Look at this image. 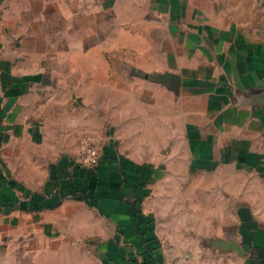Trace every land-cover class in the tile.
Masks as SVG:
<instances>
[{
    "label": "crops",
    "instance_id": "0c3cea01",
    "mask_svg": "<svg viewBox=\"0 0 264 264\" xmlns=\"http://www.w3.org/2000/svg\"><path fill=\"white\" fill-rule=\"evenodd\" d=\"M134 118L165 127L173 119L189 154L173 166L253 178L232 194L233 219L215 224L208 240L168 249L159 229L141 221L145 187L126 196L127 185L109 174L98 200L19 206L81 165L78 135ZM151 124L128 140L163 148L173 136ZM57 133L63 152L48 171L30 158L27 177L5 175L9 137L28 135L34 151H54ZM110 150L108 141L101 163ZM117 155V164L151 166ZM0 264H264V0H0Z\"/></svg>",
    "mask_w": 264,
    "mask_h": 264
},
{
    "label": "rangeland",
    "instance_id": "374dc122",
    "mask_svg": "<svg viewBox=\"0 0 264 264\" xmlns=\"http://www.w3.org/2000/svg\"><path fill=\"white\" fill-rule=\"evenodd\" d=\"M153 113L151 112V114ZM155 113L157 114V112ZM167 120L170 122L169 127H165L163 119L157 118L110 119L104 121L105 128L100 135L90 134L98 153L101 154L102 148L110 141L113 142L115 150L119 154L125 155L133 161L138 158L141 160L137 161L140 164L151 165L149 167L139 166L143 167L144 172L148 171L146 174L150 182L145 185L148 194L143 200V208L147 213V215L142 214L145 224L153 230L159 229V233L164 235L165 243L169 244L168 249L173 247L174 241H181L182 248L189 250L188 244L198 240L201 245L202 242L208 240L215 233V224L229 222L230 219H233L238 199L232 194H237L244 184L253 182V178L251 176L241 177L238 172L227 169H218L204 174L195 171L193 167L189 169L187 166H173L177 160L186 159L189 154L183 136L181 139L180 134L173 135L172 133L176 130L173 126V119ZM143 121L150 125L161 122V127L157 130L166 129L165 131L173 136L170 142L167 141V144L161 149H157L158 145L147 149V147L143 148L140 144L136 145L129 141V133L133 134V138L143 133ZM56 129L57 126H55ZM82 136L76 137L80 150L76 157L78 160L81 159L82 154ZM54 137V144H60L55 146L54 151H50L49 145L48 147L39 145L38 152L30 147L31 138L28 135L9 137L8 142L2 143L4 151L2 152L6 155L7 165L10 166L8 168L1 159L5 175L10 179L27 177L28 167L26 168L24 163L30 158L39 162V169H42L44 173L48 171L50 164L63 152L60 142L63 138L65 139V136L57 133L54 134ZM52 142L53 140L50 139V143ZM10 143L20 145L21 149L14 150L9 145ZM175 147L180 149L175 150ZM35 153H38L36 157H34ZM9 159L16 161L12 164ZM218 207H220L219 210Z\"/></svg>",
    "mask_w": 264,
    "mask_h": 264
},
{
    "label": "trees",
    "instance_id": "16d2710c",
    "mask_svg": "<svg viewBox=\"0 0 264 264\" xmlns=\"http://www.w3.org/2000/svg\"><path fill=\"white\" fill-rule=\"evenodd\" d=\"M108 155L109 159H111L110 162L105 161L102 162L103 164L100 162L99 166L94 170L85 168L78 164L75 167L73 174H68L70 178L67 177L68 180L65 183H54L57 188H55L54 184H51V187L46 189L44 196L49 195L48 192L52 193L53 188H55L56 194H51L53 195L51 199L52 201H49V199L44 200L45 197L43 195L31 194V204L25 202H20L19 204V199L15 196H11L9 192L4 193V195L7 198H10L12 204H14V206L12 205L13 207L19 204V206L25 208L27 211L31 209L39 211L57 207L67 196H71L75 199L90 201L96 197L95 200H98L99 196L97 195L99 193H105L108 190L109 179L106 177L107 174L116 176V180L119 181L117 184L118 186L122 184L127 185V190L130 189L131 192H125V195L129 197H131L132 192L139 193V190L137 189H142L145 185H147L149 180L146 173H148V171L144 172L143 167L136 166L123 157H120V164H117L118 155L116 151L110 150ZM9 184L11 189L21 190L26 195L30 194L18 182L11 180ZM121 195L123 196L122 193ZM138 195H136V197H138L137 202L139 203L140 197L142 196ZM135 211L137 214L136 216L138 217V206ZM141 221H144L143 217L141 218Z\"/></svg>",
    "mask_w": 264,
    "mask_h": 264
},
{
    "label": "built area",
    "instance_id": "2783aa9c",
    "mask_svg": "<svg viewBox=\"0 0 264 264\" xmlns=\"http://www.w3.org/2000/svg\"><path fill=\"white\" fill-rule=\"evenodd\" d=\"M82 151L80 164L88 169L94 170L100 164V156L94 146L93 139L86 137L81 142Z\"/></svg>",
    "mask_w": 264,
    "mask_h": 264
}]
</instances>
